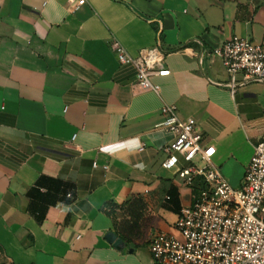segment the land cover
I'll use <instances>...</instances> for the list:
<instances>
[{
  "label": "crops",
  "instance_id": "obj_1",
  "mask_svg": "<svg viewBox=\"0 0 264 264\" xmlns=\"http://www.w3.org/2000/svg\"><path fill=\"white\" fill-rule=\"evenodd\" d=\"M85 1L0 0V264H157L152 240L176 233L200 180L179 177V154L166 166L165 105L197 122L234 188L264 140V83L232 93L213 53L233 36L264 45V0ZM115 42L168 53L159 94Z\"/></svg>",
  "mask_w": 264,
  "mask_h": 264
},
{
  "label": "built area",
  "instance_id": "obj_2",
  "mask_svg": "<svg viewBox=\"0 0 264 264\" xmlns=\"http://www.w3.org/2000/svg\"><path fill=\"white\" fill-rule=\"evenodd\" d=\"M77 2L75 10L86 4ZM121 64L134 67L142 90L160 93L153 77H167L168 54L161 47L146 50L137 57L125 48L112 45ZM223 65L227 81L222 86L235 93L254 83H264V45L233 36L213 50ZM158 128L174 140L164 148L169 153L167 167L174 166L179 154L189 164L179 172L186 185L201 179L205 188L197 201L180 210L175 225L177 234L159 233L150 248L157 264H264V140L245 169L242 186L236 189L213 166L215 147L204 145L203 135L194 119L180 118L178 108L165 105ZM70 197V196H69Z\"/></svg>",
  "mask_w": 264,
  "mask_h": 264
},
{
  "label": "trees",
  "instance_id": "obj_3",
  "mask_svg": "<svg viewBox=\"0 0 264 264\" xmlns=\"http://www.w3.org/2000/svg\"><path fill=\"white\" fill-rule=\"evenodd\" d=\"M44 181V180H43ZM43 181L40 183V185H42V183H43ZM198 188H199V191L196 193V195L197 196H199L200 195V192L202 191V190H204V188H205V183L204 182H202V180L200 179L199 181H198ZM62 187L63 188H66V185H64V184H59V188H61L62 189ZM107 206V208L109 207V208H112L113 209V207H114V205L113 204H108V205H106ZM110 216H111V213H108Z\"/></svg>",
  "mask_w": 264,
  "mask_h": 264
},
{
  "label": "water",
  "instance_id": "obj_4",
  "mask_svg": "<svg viewBox=\"0 0 264 264\" xmlns=\"http://www.w3.org/2000/svg\"><path fill=\"white\" fill-rule=\"evenodd\" d=\"M108 240L115 245L117 248H122L124 246V243L122 240L117 239L116 235L114 233H110L108 235Z\"/></svg>",
  "mask_w": 264,
  "mask_h": 264
},
{
  "label": "rangeland",
  "instance_id": "obj_5",
  "mask_svg": "<svg viewBox=\"0 0 264 264\" xmlns=\"http://www.w3.org/2000/svg\"><path fill=\"white\" fill-rule=\"evenodd\" d=\"M236 189H238V188H236ZM175 234H177V232Z\"/></svg>",
  "mask_w": 264,
  "mask_h": 264
}]
</instances>
